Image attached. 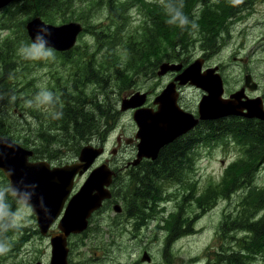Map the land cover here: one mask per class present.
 Listing matches in <instances>:
<instances>
[{
    "label": "flooded vegetation",
    "instance_id": "obj_1",
    "mask_svg": "<svg viewBox=\"0 0 264 264\" xmlns=\"http://www.w3.org/2000/svg\"><path fill=\"white\" fill-rule=\"evenodd\" d=\"M138 7L133 0H66V5L61 8L63 15L69 18L65 22H78L82 30L70 49L59 51L64 52V61H33L34 72L38 68L41 74L43 68L47 71L41 83L37 82L40 80L37 77L40 73L36 75L38 89H43L44 81L46 85L53 83L60 96L62 90L63 96L71 97L74 103L78 96H84L87 106L93 108L109 103L119 109L120 98L128 97L132 93L144 94L141 106L155 111L157 104L154 100L167 83H173L172 96L176 98V106L185 114L198 119L199 102L203 95L212 91L213 85L203 89L190 81L181 83L177 76L189 64L201 60V73L214 69L212 75H219L221 97L245 104L242 114H230L217 119H198L192 128L161 147L152 159L146 156V152L138 149V128L132 118L135 107L119 109L121 115L110 120L113 128L109 132L93 134L86 141L94 146H102L103 152L86 169L80 168L74 174L69 194L44 234L31 211L32 230H29L30 237L20 246L22 251L18 253L16 264H213L207 250L220 253L222 248L229 245L228 213L224 216L218 249L209 245V236L204 237V228L197 224L196 217L214 206H205L204 198L199 201L201 193L198 194L195 190L200 189L202 184V180L195 173L202 150L198 152L196 149L192 153L193 143L184 150L177 148L192 135L196 141L199 140L196 131H201L202 137L215 131L214 135L218 134V141H221L218 145L225 147V143L235 141L234 134L245 133L246 126L253 127V132L264 141V0H239L228 14L227 11L224 12L220 21L206 28L205 35H199L198 28L194 30L191 50L188 53L185 54L182 50L189 45L180 46L179 51L167 57L165 52L153 54L164 49V45L155 41L154 37L147 46L141 47L139 40L142 37L137 40L128 34L125 36L143 17L144 10ZM95 9L102 15L101 19L92 23L90 20ZM61 23L64 22L52 24ZM93 27L101 28L97 32L102 35L98 36L91 30ZM109 27L110 30L107 31ZM83 30L91 32L85 33ZM83 38L89 43L82 41ZM86 45L89 47L87 53L78 55L75 52H84ZM59 56L58 54L57 57ZM69 62L79 70L75 75V78H80L77 84L70 82L69 74L56 71V67L63 68L64 64L68 68ZM163 62L177 64L180 68L164 74L159 73ZM16 67L19 71L23 65L18 64ZM1 69L0 62V71ZM102 70L104 71L101 72ZM80 72L83 73L84 80L94 85L105 80L108 87L106 94L101 95L98 90L86 89ZM237 93L240 94L239 97L235 95ZM2 112L7 115L6 109ZM17 115L24 121L28 118L34 119L32 114L26 112L19 111ZM123 115H127L128 119L124 120ZM99 118L97 115L95 120ZM192 130L193 133L187 135ZM114 145L118 149L111 150ZM164 147L168 148L163 154L170 160H164L162 174L154 176L147 183H140L144 176V161L157 159ZM205 150L208 148L205 147ZM71 154L68 157L65 155L67 159L64 164L77 162L78 154ZM253 154L256 160L250 171L255 172L264 166V146L258 143ZM185 155L190 160H183ZM228 157L230 161L225 167L231 163L229 154ZM39 159L41 158H29L31 161ZM52 166L62 165L56 163ZM99 167L109 171L110 176L97 172ZM92 172H96L95 182L84 189ZM135 180L140 181L139 185L134 184ZM82 189L83 196L78 200L77 207H73L74 211L81 213L86 210L91 200L96 201L99 197L102 199L85 217L84 225H79L65 236L59 237V241H56L58 251L55 253L53 237L65 233L59 224L66 206L71 197ZM192 200L196 201L201 213H186ZM31 243H35L34 252L28 249ZM22 254H26L25 259H19Z\"/></svg>",
    "mask_w": 264,
    "mask_h": 264
},
{
    "label": "trees",
    "instance_id": "obj_2",
    "mask_svg": "<svg viewBox=\"0 0 264 264\" xmlns=\"http://www.w3.org/2000/svg\"><path fill=\"white\" fill-rule=\"evenodd\" d=\"M238 1L164 0L158 3L151 0H133L138 4L139 9L144 10L143 17L128 30L125 36L128 34L132 39L137 40L142 37V40H139L141 47L147 46L154 37L155 41L164 45V49L153 54L165 52L166 56L174 55L175 49L192 43L195 29H199L197 31L199 35H205L206 28L220 21L224 12L227 11L228 14L231 7L238 4ZM64 5L66 0H14L0 9V62L2 64L0 135L32 149L34 158L58 160L57 164H61L59 159L66 154V149L73 148L71 155H77L81 145L93 133L98 132L100 125L109 124L111 119H117L121 115V111L109 103L97 105L95 108L87 106L84 96H78L74 103L71 97L63 96L62 90L60 96L58 89L50 82L49 85L43 86L42 90L38 89L36 75L40 72L39 68L34 72L33 62L37 59H26V54L20 52L22 46L31 43L27 35L26 23L35 16L41 17L45 22H65L69 18L65 17L61 10ZM81 13L87 16L86 12ZM109 30L110 27L107 31ZM83 32L91 31L83 30ZM94 32L98 36L102 34L95 30ZM82 41L88 42L85 38ZM88 48L86 45L84 52L79 50L75 52L78 55L85 54ZM58 54L60 56L56 57ZM49 59L64 61L66 56L64 52L54 50V56L47 58V63ZM18 64L23 65L19 71L16 67ZM46 72L43 68L42 74L37 75L40 77L38 83L43 81L41 76L45 79ZM3 109L7 110L6 116L2 112ZM16 109L17 112L32 114L34 124L21 125L23 122L17 115ZM97 115L100 118L95 120ZM112 128L111 123L104 134ZM214 132L202 137L201 131H196L195 133L199 134V140L196 141L192 135L177 149L184 150L193 143L192 153L196 149L198 152L205 150V147L213 150L214 146H219L218 143H221L218 141V134L214 135ZM192 133L193 130L187 135ZM234 139L235 141H230V144L225 143L227 153L233 155L231 163L224 168L221 178L214 186L204 192L202 190V194L198 193L200 194L198 200L204 198L205 206H211L218 199L230 196V193L242 192L238 201L240 207L238 212L227 221L230 229L235 230L233 235L228 236V240L234 239L235 245L229 243L220 253L211 252L210 249L207 253L213 264H254L257 260L264 263V185H254L256 172L250 171L256 160L253 154L255 147L258 143L264 146V141H261L256 132H253V127L249 126L245 127V133L234 134ZM166 148L168 147L162 149L159 157ZM159 157L152 161H144L143 179L141 182L135 180L134 184L147 183L154 176L162 174V166L165 167L164 160L170 159L165 157V154L162 158L159 159ZM187 159L189 158L185 155L183 160ZM8 185V180L0 171V247L6 249V252L0 254V261L11 260L16 264L18 253L22 251L21 244L30 237L29 230H32L33 226L32 212L27 205L17 200ZM128 185L130 186V183ZM20 207L26 209L28 215L18 222L16 215ZM208 264L211 263L208 262Z\"/></svg>",
    "mask_w": 264,
    "mask_h": 264
},
{
    "label": "water",
    "instance_id": "obj_3",
    "mask_svg": "<svg viewBox=\"0 0 264 264\" xmlns=\"http://www.w3.org/2000/svg\"><path fill=\"white\" fill-rule=\"evenodd\" d=\"M12 1L14 0H0V9ZM42 27H47L50 35L38 32V29ZM81 30V24L78 22L52 24L45 22L39 16L31 18L26 23L27 35L31 42H38L37 37H39L40 41L58 51L71 48ZM201 63L200 60L189 64L177 76L181 83L190 81L191 84H196L203 89H207L208 85H213L212 91L203 95L199 102L198 119H215L230 114H242L245 104L223 99L219 75L216 73L212 75L214 69H208L201 73ZM179 68L180 66L177 64L166 62L161 65V72ZM172 86L173 83L168 84L154 100V103L157 104L155 111L141 106L145 98L144 94H132L128 98H124L120 104L121 110L135 107L132 118L138 127L136 135L139 138L138 149L140 152H146V156H150L152 159L156 157L161 147L185 133L198 122L197 118L180 112L175 104L176 98L172 96ZM235 95L240 96L239 93ZM101 151V148L96 149L91 145H84L79 150L77 162L51 167L50 163L43 159L29 160L34 154L31 149L0 135V171L8 180L9 188L17 200L30 206L37 218L40 230L44 234L59 214L62 203L71 189L74 174L80 168L86 169L91 165ZM96 171L110 176V172L102 167ZM95 174L96 172L91 173L84 189L95 182ZM84 189L72 196L66 206L64 216L59 224L65 233L53 237L55 253L58 251L56 241H59V237L65 236L70 230H75L79 224L84 225L85 217L98 206L102 199L99 197L96 201L89 202L86 210L81 213L74 211L73 207H77L79 204L78 200L83 196Z\"/></svg>",
    "mask_w": 264,
    "mask_h": 264
},
{
    "label": "rangeland",
    "instance_id": "obj_4",
    "mask_svg": "<svg viewBox=\"0 0 264 264\" xmlns=\"http://www.w3.org/2000/svg\"><path fill=\"white\" fill-rule=\"evenodd\" d=\"M152 1V0H151ZM155 2H163L164 0H154ZM101 13H99L98 10H93V16H91V20L90 22H94L95 20L101 19ZM93 31H98L101 28H91ZM104 30V29H102ZM105 31V30H104ZM102 35V34H100ZM86 43V42H85ZM191 50V45H189L188 47L184 48L182 51L183 53H188ZM35 55H38V53H36ZM58 56V55H57ZM56 56V57H57ZM46 59H39V61L42 63L43 61H45ZM46 65V64H45ZM57 63L54 64V66H56ZM59 65V64H58ZM58 70H56L57 72L60 73H64V74H69V80L71 83H76L80 78H75V75L77 73V71H79L76 67H74L72 65V62H69L68 68L67 66L64 64L63 68L61 66L56 67ZM38 72V71H37ZM80 74L83 76L82 80L84 82V87L86 89L92 90H98L101 95L106 94L107 92V83L105 80H103L100 83H97L96 85H94L93 83H90L87 80H84V75L83 73L80 72ZM105 78V77H103ZM140 78V77H139ZM42 79L44 80V77L41 76V81ZM44 84L46 86V83L44 81ZM78 88V87H77ZM124 98H120V103ZM124 120H127L128 117L127 115H123L122 117ZM23 126H28V125H33L34 124V119L28 118L27 121H24V119H22ZM128 123V121H126ZM112 149H118L117 145H114L111 147ZM65 152L67 154H65L67 157L73 152V148L70 149H66ZM64 155V154H63ZM62 156L59 161H61V163H65V160L67 159L66 157ZM229 156L232 158L233 155ZM230 159L228 157V153H227V149L226 147L221 148L220 146H214V149L211 151L208 150H202L200 157L197 161L196 164V170L195 173L198 176V179L202 180V184L200 189H195L198 193L201 192L203 190V192L205 190H207L209 187L214 186L217 181L221 178V174H223L224 172V168L227 164V162H229ZM52 164H56L58 162L57 161H50ZM253 184L256 186H261L264 185V169H261L259 171L256 172L255 174V178L253 181ZM201 192V194L203 193ZM242 192L239 193H230L229 197L223 198V199H219L214 206H212L210 209H208L207 211H205V213H202L201 215L199 214L196 217L197 220V224L198 226H202L203 229V234L204 237L206 235L209 236V245L212 246L215 249H218L219 247V243H220V235L223 231L222 229V225L224 223V216L228 213V219L232 216L234 217L236 215V213L238 212V209L240 208L238 206L239 204V198L241 196ZM29 207V206H28ZM186 213L187 214H194V213H201L199 211V207L196 204L195 200H192L189 202L187 209H186ZM28 215V211L24 208L19 209L17 215H16V221L20 222L22 220V218L26 217ZM230 227V226H229ZM229 236L233 235V233H235V230L233 229H229ZM229 243L230 245H235V240H231L229 238ZM28 249L31 250L32 252H34L35 249V243H31L28 245ZM25 255L24 254L22 257H20L19 259H25ZM258 263L257 264H263L260 260H257ZM5 264H13V262H11V260H7L5 262Z\"/></svg>",
    "mask_w": 264,
    "mask_h": 264
},
{
    "label": "clouds",
    "instance_id": "obj_5",
    "mask_svg": "<svg viewBox=\"0 0 264 264\" xmlns=\"http://www.w3.org/2000/svg\"><path fill=\"white\" fill-rule=\"evenodd\" d=\"M38 32L50 35L47 27L38 29ZM37 41L38 42H31L30 44L24 45L20 49L21 53L26 54V59H47L54 56V50L50 46H47L45 42L40 41L39 37H37ZM36 53H38V55H35ZM4 252H6V249L0 247V254H3Z\"/></svg>",
    "mask_w": 264,
    "mask_h": 264
},
{
    "label": "bare ground",
    "instance_id": "obj_6",
    "mask_svg": "<svg viewBox=\"0 0 264 264\" xmlns=\"http://www.w3.org/2000/svg\"><path fill=\"white\" fill-rule=\"evenodd\" d=\"M257 128V127H256ZM154 174V173H153ZM131 178V177H130ZM116 181V180H115ZM138 183V182H137ZM144 185V184H143ZM127 186V185H126ZM116 188H117V186H116ZM128 190H130V188L128 189ZM153 190V189H152ZM124 193V192H123ZM154 193V192H153ZM131 194V193H130ZM152 194V193H151ZM124 195V194H123ZM153 196V195H152ZM157 197V196H156ZM154 198V197H153ZM138 200V199H137ZM148 201V200H147ZM125 204V203H124ZM126 207V206H125ZM148 208V207H147ZM141 214H143V213H141ZM139 217V216H138ZM135 218V217H134ZM187 220V219H186ZM140 221V220H139ZM184 221V220H183ZM141 223V222H140ZM175 227V226H174ZM176 238V237H175ZM102 240V239H101Z\"/></svg>",
    "mask_w": 264,
    "mask_h": 264
}]
</instances>
